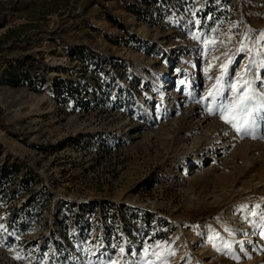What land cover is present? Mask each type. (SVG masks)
<instances>
[{"label":"rangeland","instance_id":"374dc122","mask_svg":"<svg viewBox=\"0 0 264 264\" xmlns=\"http://www.w3.org/2000/svg\"><path fill=\"white\" fill-rule=\"evenodd\" d=\"M262 33L264 0H0V264H264V69L249 134L218 111Z\"/></svg>","mask_w":264,"mask_h":264},{"label":"snow or ice","instance_id":"6c2138e0","mask_svg":"<svg viewBox=\"0 0 264 264\" xmlns=\"http://www.w3.org/2000/svg\"><path fill=\"white\" fill-rule=\"evenodd\" d=\"M197 23H199L197 21ZM261 39L264 40V33L261 34ZM258 56H264V50L256 53ZM228 63H231L229 60ZM253 66L264 69V59L259 61L251 62L246 69L245 73L242 74L236 83H228L227 88L232 93L231 97H224L225 84L224 77L228 74V64L221 66V75L216 78V82L213 86V89L209 91L208 96L212 98L214 104L217 103L219 97H224V102L221 100L218 104V111L220 118L228 125H230L238 134L244 133L249 134V129L252 124L255 123L254 120H250V117H253L254 109L252 107L254 101L257 99L256 94L252 91V82L247 79L248 70ZM256 79H261L257 75ZM264 84V80H262ZM264 99V98H261ZM260 108H264V104L259 105L255 111H259ZM210 113L213 112V108L209 107L207 109ZM247 126V127H246ZM227 134V133H225ZM255 215V213H253ZM161 246L156 245V249H159ZM169 255L174 253L169 249ZM133 255H137L133 253ZM143 255L146 259L139 261V264H153L150 259H147L150 255L156 256L158 259L160 257L159 251H149V248H145ZM161 264H165L164 261H161Z\"/></svg>","mask_w":264,"mask_h":264},{"label":"bare ground","instance_id":"6f19581e","mask_svg":"<svg viewBox=\"0 0 264 264\" xmlns=\"http://www.w3.org/2000/svg\"><path fill=\"white\" fill-rule=\"evenodd\" d=\"M224 137V136H223ZM222 138V137H221ZM219 139V138H218ZM222 147V146H221ZM209 149H211V148H209ZM218 149H220V148H217V151H218ZM206 152V153H205ZM204 153H202V154H200V156H201V160L199 161L201 164H203V165H205L206 163H207V161L209 160V159H213V158H209L208 157V154H207V150L205 151ZM214 152H216V151H214ZM217 153V152H216ZM215 153V154H216ZM196 154V153H195ZM197 172H194L193 171V174L195 175Z\"/></svg>","mask_w":264,"mask_h":264}]
</instances>
